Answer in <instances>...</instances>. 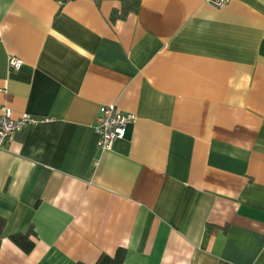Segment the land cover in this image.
<instances>
[{
	"label": "crops",
	"instance_id": "obj_1",
	"mask_svg": "<svg viewBox=\"0 0 264 264\" xmlns=\"http://www.w3.org/2000/svg\"><path fill=\"white\" fill-rule=\"evenodd\" d=\"M121 7L0 0V113L44 119L0 150V264H264V0Z\"/></svg>",
	"mask_w": 264,
	"mask_h": 264
},
{
	"label": "built area",
	"instance_id": "obj_2",
	"mask_svg": "<svg viewBox=\"0 0 264 264\" xmlns=\"http://www.w3.org/2000/svg\"><path fill=\"white\" fill-rule=\"evenodd\" d=\"M227 0H208L216 7H221ZM8 63L12 68H20L22 62L19 59L10 57ZM136 115L132 112H122L115 105H100L95 117V130L98 134L97 146L100 149H108L117 139L123 138L128 124L133 122ZM44 120L33 116L30 113L23 112L14 116L10 109L3 107L0 113V150L10 140L12 134L17 129L33 125Z\"/></svg>",
	"mask_w": 264,
	"mask_h": 264
},
{
	"label": "trees",
	"instance_id": "obj_3",
	"mask_svg": "<svg viewBox=\"0 0 264 264\" xmlns=\"http://www.w3.org/2000/svg\"><path fill=\"white\" fill-rule=\"evenodd\" d=\"M61 1H65V0H61ZM137 9H138V0H122V7L120 13H117L116 11H112L111 17L112 19H115L116 17H122L129 10L136 11ZM3 225H4V219L0 217V233ZM32 234H34V231L32 226H30L24 232H15L11 234L9 238L22 251L27 253L32 249L34 245L33 240L30 238ZM125 252L126 250L123 247L117 248L113 255L102 252L99 254V256L97 257L96 261L93 264H125L124 262ZM75 264H87V263L78 261Z\"/></svg>",
	"mask_w": 264,
	"mask_h": 264
}]
</instances>
